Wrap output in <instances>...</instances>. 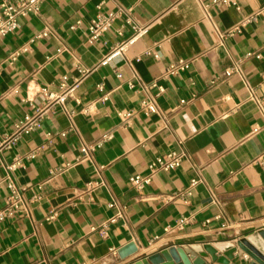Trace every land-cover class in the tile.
Instances as JSON below:
<instances>
[{
	"label": "crops",
	"instance_id": "obj_1",
	"mask_svg": "<svg viewBox=\"0 0 264 264\" xmlns=\"http://www.w3.org/2000/svg\"><path fill=\"white\" fill-rule=\"evenodd\" d=\"M5 1L13 0L0 7ZM241 6L46 0L0 38V147L42 108V88L58 91L63 77L79 82L66 110L47 113L0 155V209L10 194L6 166L18 160L12 176L27 208L0 222V264H129L173 245H237L264 229V114L251 99V90L264 99V0ZM118 7L149 30L102 64L133 32L119 20L93 41L89 25ZM235 28L220 39L219 31ZM46 29L50 35L37 39ZM23 47L29 51L12 63ZM180 60L190 68L165 77ZM235 67L241 72L228 77ZM149 100L157 113L142 110ZM84 145L95 147L87 161L80 160ZM176 150L186 154L180 168L141 191L130 184ZM194 179L201 182L190 198L166 200ZM190 214L194 220L177 230ZM131 244L138 253L122 261L119 251ZM247 255L239 249L233 264H248Z\"/></svg>",
	"mask_w": 264,
	"mask_h": 264
},
{
	"label": "built area",
	"instance_id": "obj_2",
	"mask_svg": "<svg viewBox=\"0 0 264 264\" xmlns=\"http://www.w3.org/2000/svg\"><path fill=\"white\" fill-rule=\"evenodd\" d=\"M46 0H13V1H5L1 4L0 7V38L7 36L13 32H15L19 26V22L22 18L28 17L31 14H39L41 10L42 4ZM214 3L217 5H227L230 7H234L237 10H241V0H214ZM103 5L99 6V9H102ZM122 20L125 23V26L129 27L133 32L132 37L121 43L120 45L114 47L110 54L104 59L102 64H106L108 61L113 59L114 57L124 55L139 39L144 37L149 28L142 26L138 21L134 20L130 11L123 8L118 7L116 11H112L108 14H99L96 18H94L89 25V30L91 33V40L98 41L105 33H107L110 29L113 28L114 24ZM80 24V23H78ZM239 28H235L234 30L228 33L218 32L220 39H226L228 36H231ZM119 35H123V28L118 31ZM50 35V31L46 29L41 35L37 36V39L45 38ZM29 51L28 47H23L19 51L13 54L11 57V62L14 63L21 55L27 53ZM191 62L187 60H180L175 64H172L166 71L164 72L165 77H170L182 71H186L190 68ZM241 70L239 67H235L231 71L227 72L226 75L230 77L233 73H240ZM79 86V82L75 81L73 85L68 84V77H63L58 91L50 90L49 88H42L40 90V94L42 96V108L37 111V114L34 117L27 118L25 123H23L20 127H18V131L7 138L0 147V155L4 150L11 149L14 145H16L22 135L24 133H29L36 129L42 118L49 112L56 110L58 107L66 110L67 101L75 96L77 88ZM154 86H157L156 84ZM103 89L102 86L100 87ZM165 92L164 87H159V93L163 94ZM109 99V95H105L103 100L107 101ZM251 99L256 102L259 107L261 113L264 114V99L257 98L254 94V91L251 90ZM142 110L149 114L157 113V106L155 101L149 100L145 101L142 104ZM84 114L88 115L90 113L89 109L83 111ZM71 115H74V112H71ZM129 116V115H126ZM110 137L104 140V142L108 141ZM102 143L97 144L95 147H101ZM95 147L84 145L81 148V161H87L91 159L92 153L95 150ZM186 158V154L181 150L172 151L166 154H163L155 159V161L149 164V174L147 176L137 175L130 179V184L137 190H144L146 187L151 185L154 177L161 172H172L176 169L180 168ZM21 166V161L18 160L14 164L6 166L7 176L6 179L8 181V188L10 190V194L8 196L7 205L4 208L0 209V222L14 217L16 214L20 212L27 211L25 200H24V190L16 186L13 180L12 173H14ZM201 181L199 179H194L191 181L189 187L172 193L166 196L167 201H175L177 199L185 200L190 198L197 185ZM104 182L100 183V186H103ZM111 207L120 206L118 202L111 203ZM119 218L122 217V214H119ZM117 219H113L111 222H116ZM194 220V215L190 214L189 216H183L178 220L176 229L182 230L190 224ZM170 229H167L169 232ZM105 236H108L106 232H104ZM114 255L117 254L115 250H112ZM248 259V257H246Z\"/></svg>",
	"mask_w": 264,
	"mask_h": 264
},
{
	"label": "water",
	"instance_id": "obj_3",
	"mask_svg": "<svg viewBox=\"0 0 264 264\" xmlns=\"http://www.w3.org/2000/svg\"><path fill=\"white\" fill-rule=\"evenodd\" d=\"M239 249L249 254L248 259L244 258L250 260L248 264H264V229L240 240L237 245H173L129 264H233L240 260ZM137 253L134 244L119 251L122 261Z\"/></svg>",
	"mask_w": 264,
	"mask_h": 264
}]
</instances>
